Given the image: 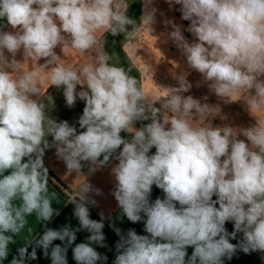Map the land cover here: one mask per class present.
Returning <instances> with one entry per match:
<instances>
[{"label":"clouds","instance_id":"obj_1","mask_svg":"<svg viewBox=\"0 0 264 264\" xmlns=\"http://www.w3.org/2000/svg\"><path fill=\"white\" fill-rule=\"evenodd\" d=\"M167 2L180 5L181 19L190 22L191 43L173 20L165 22L188 67L226 103L242 100L256 118L254 126H214L219 107L183 95L192 88L186 74L176 77L177 87L161 88L167 92L161 116L155 106L160 100L110 63L99 34L133 40L141 24L151 32V0H145L140 25L127 15L125 0H0V20L6 21L0 24V264H30L38 249L51 264H68L69 249L76 264H107L95 247H107L105 215L95 220L89 211L97 203L91 194L102 193L87 176L112 160V195L122 216L143 222L146 233L122 234L110 225L119 237L113 264H225L238 251L259 252L264 259V115H257L264 114V0ZM58 46L91 60L65 66L54 51ZM21 50L33 64L27 71L15 59ZM45 82L63 89L69 108L77 99L85 102L79 129L49 116L40 98ZM143 121L150 123L136 127ZM49 148L65 164L64 177H84L71 201L78 227H48L60 215L52 206L56 193L48 190ZM153 186L163 199L150 201ZM31 215L41 222L42 234L18 247L9 261L10 245ZM80 231L89 235L76 243Z\"/></svg>","mask_w":264,"mask_h":264},{"label":"crops","instance_id":"obj_2","mask_svg":"<svg viewBox=\"0 0 264 264\" xmlns=\"http://www.w3.org/2000/svg\"><path fill=\"white\" fill-rule=\"evenodd\" d=\"M125 4L127 6V15L135 20L137 25H140L141 18L145 14V0H125ZM148 8L149 10L151 8L156 9L155 23L150 26L152 29L151 32L141 24L136 30L137 36L133 40L126 39L123 34L117 36L103 32L99 34L104 41L105 51L112 56L110 63L125 68L129 72V75L137 78L142 91L148 97L160 100L161 104L157 102L155 106L158 108L161 107V116L166 114L163 105L164 99L167 97V92L161 88L177 87L178 81L176 77L186 74V79L192 84V88L183 95H192L194 98L201 99L202 103L206 102L219 107L220 111L218 115L211 120L214 126L224 127L227 125L239 128L254 126L256 124V118L247 110V105L242 100L226 103L217 97L210 90L208 84L203 82L201 74L188 67L186 58L181 50L177 48L175 42L169 37V33L173 29L171 25H166L165 22L167 20H173L175 24L181 27L183 35L190 43L195 39L191 33L186 31L190 22L181 19L182 13L179 10L180 5L170 7L167 0H151ZM5 23L6 21L0 20V24ZM5 30L11 31L12 29L8 27ZM129 31H131V26H129ZM54 51L61 56L62 63L65 66L78 67L91 60V57L87 54L78 53L71 48H67L62 53L61 48L58 46ZM5 55L11 60L10 54L5 52ZM91 55L95 57V53ZM15 59L23 63L22 68L25 71L33 66L30 60H24L22 50L17 53ZM44 62L41 59L37 63L43 64ZM198 84L199 86H197ZM80 90L81 87L78 85L77 91ZM204 96H208L207 101L202 100ZM40 98L49 108L48 114L51 118L57 120V122L67 120L70 125L74 124L79 129L77 121L83 114L84 101L77 99L75 106L69 108L63 96V89H58L55 86L49 87L47 82L41 85ZM232 99L237 100L238 97L234 96ZM257 115L264 114L258 113ZM142 123L146 124L150 123V121L138 122L136 127L142 126ZM121 135L128 137L126 133H122ZM240 138L244 139L242 136ZM49 140H51L50 137ZM154 152L155 148L151 150L150 154H154ZM44 163L52 175L48 182L49 193H56L52 206L60 212V215L55 216L48 224V227L59 229L66 224H71L74 228L78 227L79 223L73 215L74 206L71 204V201L78 197V188L84 182V177H76L74 173L68 177H64L66 173L65 164L57 158L54 148L46 150ZM115 163L117 162L112 160L107 166L87 176L88 182L94 188L100 189L102 193L99 196H95L94 193L91 194L97 203L96 206L90 207L89 211L91 219L100 220L101 212L105 215L103 232L106 237L105 244L107 247H95L98 252L108 257L107 264H113L117 254L115 245L119 240V237L110 225H115V227L120 228L122 234H126L129 229H135L137 234H146L144 232L143 222L133 224L126 217L122 216L118 203L112 195L115 187V179L111 174V169ZM157 197L163 199L164 193L162 190L153 186L150 201H154ZM27 220L28 224L25 230L16 237V243L10 245L9 261L12 255L16 253L18 247L25 246L29 240L42 234L43 228L41 227V222L36 219L35 215L27 217ZM29 228L31 232L28 231ZM226 228L231 232L233 230L232 223H226ZM88 235L89 233L86 231L78 232L76 243L85 242ZM240 235L238 234L237 240L240 239ZM237 240L230 242L235 244ZM54 244H61V242L57 240ZM192 251L193 249L191 247L187 248L189 256ZM37 252L38 259L31 261L30 264H51L50 259L43 256L42 250L38 249ZM261 256L262 254L259 252L245 254L242 251H238L232 260H225V264H264V259H261ZM67 259L68 264H76L72 258L71 249L68 251ZM4 264H8V261H5Z\"/></svg>","mask_w":264,"mask_h":264},{"label":"trees","instance_id":"obj_3","mask_svg":"<svg viewBox=\"0 0 264 264\" xmlns=\"http://www.w3.org/2000/svg\"><path fill=\"white\" fill-rule=\"evenodd\" d=\"M52 175H51V173L49 172V178L51 177Z\"/></svg>","mask_w":264,"mask_h":264}]
</instances>
